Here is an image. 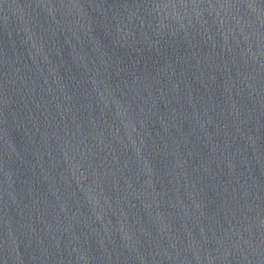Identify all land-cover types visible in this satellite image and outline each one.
<instances>
[{
    "label": "water",
    "instance_id": "95a60500",
    "mask_svg": "<svg viewBox=\"0 0 264 264\" xmlns=\"http://www.w3.org/2000/svg\"><path fill=\"white\" fill-rule=\"evenodd\" d=\"M0 264H264V0H0Z\"/></svg>",
    "mask_w": 264,
    "mask_h": 264
}]
</instances>
